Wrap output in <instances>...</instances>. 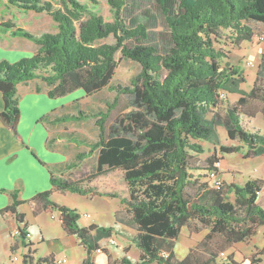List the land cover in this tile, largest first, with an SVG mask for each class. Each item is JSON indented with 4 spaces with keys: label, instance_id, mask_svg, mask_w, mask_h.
<instances>
[{
    "label": "trees",
    "instance_id": "trees-1",
    "mask_svg": "<svg viewBox=\"0 0 264 264\" xmlns=\"http://www.w3.org/2000/svg\"><path fill=\"white\" fill-rule=\"evenodd\" d=\"M55 1L61 9L41 0H6L20 10L48 14L58 24V31L38 37L21 29L12 33L33 42L38 49L32 56L15 62L0 61L1 122L17 136V86L22 83L41 80L50 87L51 99L78 90L88 96L101 91L115 74V54L119 51L123 58L137 62L141 72L130 86L111 87L116 91L113 103L96 116L98 141L90 145L87 153L75 156L80 161L97 152L96 168L87 176L88 183L110 170L123 172L128 196L120 198V202L126 209L116 213L115 219L135 231L133 240L140 256L135 263L124 256L117 264H236L231 255L224 260L220 253L264 229V209L258 203L264 182L248 180L242 186L230 183L225 190L224 183L214 188L209 182L200 181L201 170L207 172L208 178L209 172L219 169L218 161L210 159L206 160L210 167L199 165L203 148L198 142L213 136L204 113L218 108L224 94H235L237 99L225 110L228 138L247 146L245 158L264 155V135L249 133L241 124L242 117L261 114L264 119V53L252 87L245 92L240 88L245 81L240 70L222 68L219 62L227 54L214 47L219 30L231 31L235 45L251 42L254 31L249 23L264 25V0H150L155 2L164 22L159 32L150 30L158 27V22L149 11L143 13L144 20L132 17L127 24L122 16L125 0H108L114 12L112 22L105 21L81 0ZM85 1L96 4L95 0ZM109 37L115 43L102 42ZM122 94L131 96L132 109L121 114L107 131L105 122ZM86 118L79 112L57 121ZM239 148L221 147V151L230 154ZM75 162L68 169L75 168ZM49 174L50 190L38 192L27 201L20 200L14 190L10 204L0 210L1 215L13 214L18 224L19 239L27 250L23 264H55V260L47 256L34 262L25 215L19 211L22 204H27L34 216L57 212L62 230L75 236L86 249L83 264H93L92 252L103 250L92 233L109 236L113 228L82 227L75 209L58 204L51 197L57 190L81 196L96 191L82 186L81 180L57 177L51 169ZM227 193H233L234 202L226 200ZM183 228L191 234L201 230L207 233L189 248L184 259L177 260L174 247ZM15 250V246L11 247L12 252ZM256 252L264 257V247Z\"/></svg>",
    "mask_w": 264,
    "mask_h": 264
},
{
    "label": "rangeland",
    "instance_id": "rangeland-1",
    "mask_svg": "<svg viewBox=\"0 0 264 264\" xmlns=\"http://www.w3.org/2000/svg\"><path fill=\"white\" fill-rule=\"evenodd\" d=\"M42 2H48L52 4L54 9H61L62 6L55 0H41ZM82 3H87L93 12L100 15L105 21L112 22L114 20V12L112 7L108 3V0H95V5H92L89 1L81 0ZM126 4L122 9V16L125 22L128 24L130 18L137 17L144 20L143 13L149 11L154 15L158 22V27L150 29L152 32H159L164 28L163 19L159 13V10L155 2L150 0H125ZM87 18V16L85 17ZM4 25L10 26V29L4 27ZM249 26L254 31V37L251 42H243L239 45H235L231 38V31L219 30L214 37V47L222 50L227 54L225 59L220 60V66L223 68L234 67L240 70L241 74L245 78V81L240 85V88L245 92H249L252 83L255 79L256 73L259 70L262 62V55L264 53V25L260 23L250 22ZM17 29L24 30L33 36H40L44 33H56L58 31V24L46 13H35L33 11L20 10L14 6L7 4L6 0L0 2V58L10 61L18 60L20 58L32 56L38 49V46L33 42L20 37H13L12 33ZM104 43H115L113 37L102 41ZM115 60L117 62V68L115 74L110 81L109 85L103 88L101 91L92 94L85 95L82 91H75L59 100L52 102L43 101V95L46 97L50 87L41 80H34L27 84H21L19 86V98L23 100V103H32L36 100L35 106L37 107L35 112L41 110L42 112L36 118L35 123L39 127H44L48 136L46 140V146L50 151L60 154L61 160L58 164L53 166V172L55 176H62L63 178H70L71 180L83 181L82 186L92 187L96 194L81 196L73 194L67 191H56L52 194L51 199L58 204L64 205L70 209H75L82 221H97L100 226L116 228V232L110 233L112 236L105 237L100 244L105 246L107 250L115 256L119 255L120 251L116 249L118 245L131 246L128 257L126 256L128 250L124 252V256L131 262L135 263L138 260L139 250L135 246L134 240L129 239L128 236L123 237L118 232V225L115 219V213L123 212L125 206H121L120 198H126L128 196V189L126 182L123 178V172L119 169L107 171L104 175L98 177L96 180L88 183L87 176L92 173L96 168V153L90 157L84 158L80 161L75 160V156L78 153H87L91 144L98 141L99 129L96 124V116L99 113H105L108 110V106L113 103L116 96V91L112 90L114 86H130L132 79H134L140 72L141 66L132 60L123 58L118 51L115 54ZM252 63V64H251ZM222 103L218 108H212L206 111L203 115L207 124L213 131V136L208 141H199L198 143L203 148V153L198 156V163L201 167H210V163L207 159L212 161H218L217 167L219 169L220 178L223 179L224 189L226 185L232 183V178H235V184H243L250 179H263L264 182V155L257 157H244L247 153V146H241L238 140H230L227 135L229 129V123L226 120L225 110L228 104L233 103L238 96L224 94ZM32 98V99H30ZM131 96L127 94L119 95L117 105L111 109V112L105 122L106 129L114 125L115 120L123 113L130 111L131 108ZM30 108V106L28 105ZM79 112L84 113L88 118L78 121L70 122H58L57 118L68 115H78ZM242 126L249 133H258L264 135V119L261 114H257L254 118L242 117ZM41 125V126H40ZM240 146L238 152L230 154L223 153L221 147ZM45 156V153H42ZM54 154L50 153L46 158L53 159ZM76 161V162H75ZM72 162L76 163V167L68 169V165ZM214 167V166H213ZM200 178L202 182H209L207 180V172L200 171ZM227 184H226V183ZM209 184V183H208ZM234 184V183H233ZM117 195L118 198H112L109 195ZM226 200L234 202L233 193H227ZM258 203L264 208V185L258 196ZM123 210H120V209ZM116 211V212H115ZM22 213H26L29 216L28 206L22 207ZM54 213V212H52ZM50 213V214H52ZM45 214V213H44ZM88 215V217H84ZM79 219V220H80ZM36 221V222H35ZM51 221L50 215L48 218L42 214L37 220L30 218L29 224L36 231L35 225H44L50 227ZM90 226V225H89ZM88 227V226H87ZM113 231V230H112ZM102 233V232H99ZM207 230H201L198 233L191 234L186 228L181 230V235L175 242L174 256L177 260H182L188 253L189 243L197 244L203 239ZM109 237V239H107ZM134 239V238H133ZM253 239H249L246 242L238 243V250L241 253L237 259L234 260L233 254L232 260L236 264H264V257L256 252L264 247V235H256ZM112 240L113 243H110ZM133 242V243H132ZM245 245H252L251 252ZM42 246V245H41ZM103 248L102 250H104ZM3 249L0 244V259ZM233 255V256H232ZM9 256L17 257L16 264H22L23 255L21 253L12 252ZM59 259H65L69 262L76 258V253L61 255ZM54 258V260H59ZM220 260H217L218 263ZM9 262V261H8ZM10 264V263H9Z\"/></svg>",
    "mask_w": 264,
    "mask_h": 264
},
{
    "label": "crops",
    "instance_id": "crops-1",
    "mask_svg": "<svg viewBox=\"0 0 264 264\" xmlns=\"http://www.w3.org/2000/svg\"><path fill=\"white\" fill-rule=\"evenodd\" d=\"M14 37V36H13ZM21 38V37H20ZM21 59V58H20ZM7 60V59H1ZM19 60V59H18ZM9 62H14L7 60ZM17 61V60H15ZM37 80V79H36ZM34 81V80H32ZM31 82V81H30ZM29 83V82H27ZM22 83V84H27ZM19 84L17 86V95L19 99V109H20V117L17 124V136L8 128L6 127L0 120V210L4 209L7 205L10 204V193L14 190L18 191L19 199L22 201H27L31 197H33L36 193L50 190L52 187L50 185L49 179L50 174L49 170H53V166L58 164L59 161L62 159L60 154H57L46 146V140L48 133L44 129V127H39L35 120L42 112L41 110L35 112L36 110V100L32 103H23V100L19 98ZM21 95V94H20ZM231 95V94H229ZM235 95V94H233ZM43 101L52 102L55 100H59L60 98L51 99L48 97V93L46 97L43 95ZM63 98V97H62ZM32 99V98H30ZM237 99V98H236ZM234 99V100H236ZM30 106V108L28 107ZM3 110V100L0 94V113ZM58 119V118H57ZM56 119V121H57ZM252 119V118H250ZM42 153L54 154V158L49 160ZM258 179V178H256ZM223 180V179H222ZM254 180V179H250ZM263 181V179H260ZM226 183V182H225ZM232 183L235 182V178H232ZM245 183V182H244ZM243 183V184H244ZM227 184V183H226ZM236 184V185H243ZM56 191H53V193ZM28 206L27 204H22L19 208V211H22L23 206ZM121 206H124L121 204ZM29 208V207H28ZM264 209V208H263ZM120 210H123L122 208ZM116 212V211H115ZM24 213V212H23ZM42 214L48 218L53 220L51 221L50 227H45L44 225H35V229L29 224L30 218L32 220L39 219ZM116 214V213H115ZM25 215V222L27 225V232L29 243L32 244L31 246V255L35 260L38 258H43L47 256H53L54 258H61V255L76 253V258L72 259L70 262L69 260L64 264H83V261L87 257L86 249L80 244L79 240L73 236L66 234L62 228L60 227V223L58 220V213L54 212L52 214H44L40 213L34 216L29 208V216L28 214L24 213ZM36 222V221H35ZM79 224L82 227H87L89 225H96L98 227H104L97 224V221H82L79 220ZM119 229L118 232L123 237V241L125 237L128 236L129 239H132L135 236V231L123 224L117 223ZM18 224L16 223L15 217L13 214L7 212L3 215L0 214V244L3 249L1 253L0 264H9L8 258L9 255L12 253L11 247L15 246V251L19 252L21 255L26 253V248L22 246L19 242L18 238L13 237V232L17 228ZM117 229L113 228L112 232H116ZM111 232V233H112ZM264 235V229L260 228L257 235ZM103 233H99L94 231L92 235L95 236L96 243L100 247V249L105 248V246H101V242L105 240V236L102 235ZM112 236V235H110ZM255 237V236H254ZM254 237L253 243L257 245L255 242ZM109 239V237H107ZM126 241V240H125ZM133 243V242H132ZM42 245V246H41ZM196 245V244H195ZM193 243H189V248L195 246ZM238 244L234 245L230 249H228L225 253L234 255V260L236 262L239 258L238 256L241 254L238 250ZM249 252H251L252 245H245ZM253 247V246H252ZM127 249L128 252L126 256L128 257L129 250H131V246L122 244L116 246V249L120 251L119 255L112 256V254L105 248L101 252H92L91 260L93 264H117L118 261L124 257L123 249ZM138 249V248H137ZM138 260L140 256V251H138ZM232 255V256H233ZM136 260L135 262H137Z\"/></svg>",
    "mask_w": 264,
    "mask_h": 264
},
{
    "label": "built area",
    "instance_id": "built-area-1",
    "mask_svg": "<svg viewBox=\"0 0 264 264\" xmlns=\"http://www.w3.org/2000/svg\"><path fill=\"white\" fill-rule=\"evenodd\" d=\"M207 180L209 181L211 186L214 188H220L222 186V184L224 183L223 180L220 178L219 170L209 172ZM84 217L87 218L88 215H85ZM13 237L18 238L19 242L21 243V240L19 239V230L17 228L13 232ZM27 237H29L28 234H27ZM109 242L113 243L112 240H109ZM96 252H101V250H97ZM220 257L224 260L227 259V255L225 252H221ZM17 260L18 259L16 256H14V257L9 256V258H8V261L10 264H16ZM54 262H55V264H64L66 262V260L63 258V259L56 260ZM22 264H23V259H22Z\"/></svg>",
    "mask_w": 264,
    "mask_h": 264
}]
</instances>
